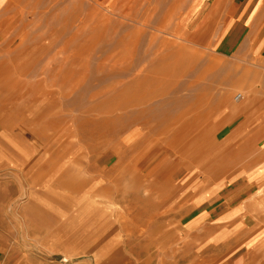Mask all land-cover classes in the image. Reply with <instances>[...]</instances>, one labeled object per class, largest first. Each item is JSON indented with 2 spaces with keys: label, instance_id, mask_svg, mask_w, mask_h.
<instances>
[{
  "label": "rangeland",
  "instance_id": "rangeland-1",
  "mask_svg": "<svg viewBox=\"0 0 264 264\" xmlns=\"http://www.w3.org/2000/svg\"><path fill=\"white\" fill-rule=\"evenodd\" d=\"M263 149L264 0H0L2 264L160 263Z\"/></svg>",
  "mask_w": 264,
  "mask_h": 264
},
{
  "label": "crops",
  "instance_id": "crops-1",
  "mask_svg": "<svg viewBox=\"0 0 264 264\" xmlns=\"http://www.w3.org/2000/svg\"><path fill=\"white\" fill-rule=\"evenodd\" d=\"M260 154L256 167L235 170L230 180L190 186L186 220L158 243L162 261L155 264H264V149ZM8 253L0 236V264Z\"/></svg>",
  "mask_w": 264,
  "mask_h": 264
},
{
  "label": "bare ground",
  "instance_id": "bare-ground-1",
  "mask_svg": "<svg viewBox=\"0 0 264 264\" xmlns=\"http://www.w3.org/2000/svg\"><path fill=\"white\" fill-rule=\"evenodd\" d=\"M24 35H25V34H24ZM23 37H24V36H23ZM24 38H26V37H24ZM11 49H12V48H11ZM15 52H16V51H15ZM20 53H21V52H20ZM20 53H19V54H20ZM17 55H18V54H17ZM201 94L203 95L204 93H201ZM203 96H204V95H203ZM203 96H202V98H203ZM202 98H200L199 95H198L197 98H196V101H195V102H196L197 104H200ZM203 101H204V100H203ZM202 104H203V103H202ZM200 105H201V104H200ZM201 106H202V105H201ZM189 110H190V106H187V107L183 108V110L180 112V114L178 115V117H179V116H182V114H185L186 112H189ZM178 117H175V118H178ZM179 119H183V118L180 117ZM168 120H169V119H168ZM170 120H172V119H170ZM183 120H184V119H183ZM174 121H176V119H175ZM174 121H173V122H174ZM185 121H186V122H185ZM168 122H169V121H168ZM168 122H167V123H168ZM177 122H178V121H177ZM181 122H182V121H181ZM181 122H180V123H181ZM167 123H166V124H167ZM180 123H179V124H180ZM185 123H187V120H184V123H181V124L184 125ZM171 124H172V123H171ZM189 125H190V124H189ZM174 126H175V125H174ZM180 126H181V125H180ZM170 127H172V125H170ZM170 127H169V129H170L169 131H168L166 128L163 129V130H165L166 132H167V131L170 132V131H171V128H170ZM181 127H182V126H181ZM167 128H168V127H167ZM190 129H191V128H190ZM153 130H154V129H153ZM188 131H189V130H188ZM157 132H158V131H157ZM157 132H156V134H157ZM166 132L162 131L163 134L166 133ZM172 132H173V131H172ZM175 132H176V131H175ZM175 132H174V133H175ZM162 133H161V134H162ZM156 134H153V135H156ZM158 134H160V133H158ZM156 136H157V135H156ZM170 136H171V135H170ZM184 136H185L184 133H177V134H174V138L172 137V141H171V143H170L171 146L174 145L173 142L179 141L180 139L184 138ZM167 138H168V137H167ZM165 183H166V182H165ZM169 183H170V182H168L167 184H169ZM168 191H169V190H168ZM155 206H156V205H155Z\"/></svg>",
  "mask_w": 264,
  "mask_h": 264
},
{
  "label": "built area",
  "instance_id": "built-area-1",
  "mask_svg": "<svg viewBox=\"0 0 264 264\" xmlns=\"http://www.w3.org/2000/svg\"><path fill=\"white\" fill-rule=\"evenodd\" d=\"M237 97H239V96H237Z\"/></svg>",
  "mask_w": 264,
  "mask_h": 264
}]
</instances>
